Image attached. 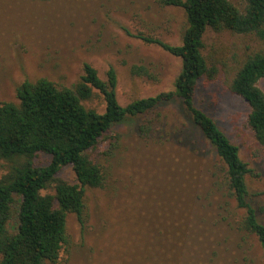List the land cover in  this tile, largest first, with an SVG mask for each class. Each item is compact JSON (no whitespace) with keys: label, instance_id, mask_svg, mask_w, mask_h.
<instances>
[{"label":"rangeland","instance_id":"374dc122","mask_svg":"<svg viewBox=\"0 0 264 264\" xmlns=\"http://www.w3.org/2000/svg\"><path fill=\"white\" fill-rule=\"evenodd\" d=\"M232 2L245 6V0ZM186 27L184 9L159 0H0V102L16 101L25 81L47 78L73 87L86 63L103 80L116 70L123 106L173 91L181 59L135 36L181 45ZM204 43V54L220 72L215 81L201 80L197 105L255 169L250 187L261 193L264 207V148L249 126V104L225 87L260 43L213 30ZM134 65L149 75H134ZM259 87L264 91V79ZM86 104L105 111L101 96ZM149 119L155 129L150 137L139 132L145 119H128L113 127V147L93 153L105 184L88 189L84 224L69 216L71 243L59 264H264L257 240L240 230L243 212L229 195L224 164L180 104L157 109ZM48 161L45 155L37 159L40 165ZM7 168L0 161V177ZM61 176L76 181L71 168Z\"/></svg>","mask_w":264,"mask_h":264},{"label":"trees","instance_id":"16d2710c","mask_svg":"<svg viewBox=\"0 0 264 264\" xmlns=\"http://www.w3.org/2000/svg\"><path fill=\"white\" fill-rule=\"evenodd\" d=\"M159 2L184 9L187 27L181 45L143 34L135 37L181 59L175 90L123 106L118 100L116 70L110 68L103 80L98 69L86 63L73 87L47 78L25 81L17 87L16 101L0 102V161L8 164L0 177V264H59L62 251L71 243L69 216L84 224L88 189L105 184L104 167L93 153L113 147V127L128 119H145L139 132L150 137L155 129L149 116L169 104H180L187 121L220 157L229 195L243 212L240 230L253 236L264 254V207L257 197L261 193L254 194L250 187L255 169L196 102L201 80L215 81L220 72L204 54L207 32L232 31L256 38L259 49L244 60L225 87L249 104V126L264 148V91L259 87L264 79V0H245L243 9L232 0ZM132 73L149 75L138 65ZM99 96L104 112L86 104ZM41 155L49 157L48 163H37ZM66 168L73 170L75 182L61 176Z\"/></svg>","mask_w":264,"mask_h":264}]
</instances>
